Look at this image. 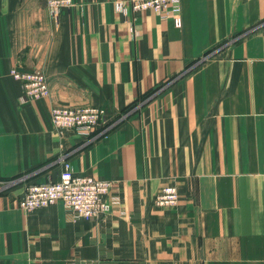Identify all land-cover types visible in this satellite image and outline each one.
<instances>
[{
    "label": "crops",
    "instance_id": "0c3cea01",
    "mask_svg": "<svg viewBox=\"0 0 264 264\" xmlns=\"http://www.w3.org/2000/svg\"><path fill=\"white\" fill-rule=\"evenodd\" d=\"M118 0H0V264H264V0H180L181 27ZM133 29V32H131ZM207 54V56H206ZM41 71L23 102L9 70ZM55 106L118 122L89 144L58 135ZM111 181L119 205L75 220L61 202L24 212L30 184ZM175 186V206L155 196Z\"/></svg>",
    "mask_w": 264,
    "mask_h": 264
},
{
    "label": "built area",
    "instance_id": "2783aa9c",
    "mask_svg": "<svg viewBox=\"0 0 264 264\" xmlns=\"http://www.w3.org/2000/svg\"><path fill=\"white\" fill-rule=\"evenodd\" d=\"M45 4L50 17L56 18L60 10L73 5V0H45ZM114 9L123 18H127L130 14L152 11L164 18H170L174 27H181L180 0H118L114 3ZM9 75L19 82L23 102L38 101L48 96L47 80L41 71L26 72L12 68L9 70ZM50 121L58 135L64 136L67 132H72L83 138L85 144L105 136L118 123L108 122L104 110L94 106L52 107ZM61 162L62 170L56 179H47L24 188L16 202L20 210L33 212L61 202L73 219L91 221L107 216L112 208L118 207L120 203L118 195H111L115 188L111 181L76 175L68 161ZM14 183L0 181V191ZM177 201L176 187L165 186L155 196L154 204L166 208L175 206Z\"/></svg>",
    "mask_w": 264,
    "mask_h": 264
},
{
    "label": "rangeland",
    "instance_id": "374dc122",
    "mask_svg": "<svg viewBox=\"0 0 264 264\" xmlns=\"http://www.w3.org/2000/svg\"><path fill=\"white\" fill-rule=\"evenodd\" d=\"M206 56H207V54H206Z\"/></svg>",
    "mask_w": 264,
    "mask_h": 264
}]
</instances>
